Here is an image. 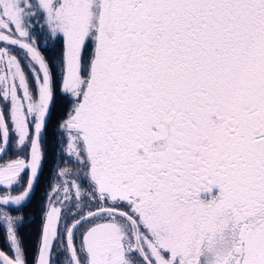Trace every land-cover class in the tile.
Segmentation results:
<instances>
[{"label": "snow or ice", "instance_id": "1", "mask_svg": "<svg viewBox=\"0 0 264 264\" xmlns=\"http://www.w3.org/2000/svg\"><path fill=\"white\" fill-rule=\"evenodd\" d=\"M50 124L76 169L29 260ZM0 233V264H264V0H0Z\"/></svg>", "mask_w": 264, "mask_h": 264}, {"label": "flooded vegetation", "instance_id": "2", "mask_svg": "<svg viewBox=\"0 0 264 264\" xmlns=\"http://www.w3.org/2000/svg\"><path fill=\"white\" fill-rule=\"evenodd\" d=\"M44 164L43 170L39 177L38 184L35 187V190L31 196V199L28 203H26L21 210H13L10 212V215H23L25 217V226H22L19 229L20 237L22 239L24 247L26 246V236L25 230L28 227L29 231L27 233L34 234V245L32 255L29 256V260L32 259L34 254L38 236H39V221L41 215V205L44 200V193L48 190L50 183H56L58 181V177L55 175V172L58 171L59 168H63L66 160H61L60 146H59V137H53L51 135V130L49 129L48 136L45 137L44 142ZM15 156L12 152H9L8 156L4 159H14ZM67 168H70L75 172L76 165L74 163H70ZM18 193L13 192L12 195H16ZM30 221V223H29ZM28 235V234H27ZM0 239H2V233H0ZM26 248V247H25Z\"/></svg>", "mask_w": 264, "mask_h": 264}, {"label": "trees", "instance_id": "3", "mask_svg": "<svg viewBox=\"0 0 264 264\" xmlns=\"http://www.w3.org/2000/svg\"><path fill=\"white\" fill-rule=\"evenodd\" d=\"M69 107L68 104L64 103L63 101H58L57 105H56V110H55V118H60L64 115L65 111L67 110V108ZM53 124H54V120H53ZM53 124L49 125V129L52 130ZM29 231V228L27 227L25 230V238H26V249L28 252V255L31 256L32 252H33V245H34V234L33 233H27ZM28 234V235H27Z\"/></svg>", "mask_w": 264, "mask_h": 264}, {"label": "rangeland", "instance_id": "4", "mask_svg": "<svg viewBox=\"0 0 264 264\" xmlns=\"http://www.w3.org/2000/svg\"><path fill=\"white\" fill-rule=\"evenodd\" d=\"M69 165H70V163H65L64 167H67V166H69Z\"/></svg>", "mask_w": 264, "mask_h": 264}]
</instances>
